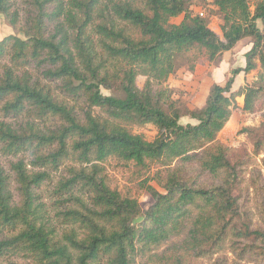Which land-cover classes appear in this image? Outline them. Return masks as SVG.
Masks as SVG:
<instances>
[{"label":"trees","instance_id":"1","mask_svg":"<svg viewBox=\"0 0 264 264\" xmlns=\"http://www.w3.org/2000/svg\"><path fill=\"white\" fill-rule=\"evenodd\" d=\"M210 2L221 36L191 0H0V264H264V174L217 142L236 97L264 109V0ZM244 38L245 65L201 107L174 97L180 67L219 63ZM147 125L151 140L131 129ZM242 133L264 149V119ZM112 158L160 166L164 192L144 178L142 209L109 185Z\"/></svg>","mask_w":264,"mask_h":264},{"label":"rangeland","instance_id":"2","mask_svg":"<svg viewBox=\"0 0 264 264\" xmlns=\"http://www.w3.org/2000/svg\"><path fill=\"white\" fill-rule=\"evenodd\" d=\"M251 6L255 0H249ZM21 7V4L19 5ZM190 12H202L208 20L209 27L221 36V19L214 5L210 0H191L189 8ZM183 18L180 15L173 20L178 22ZM12 33L11 27L5 22L4 18L0 16V39ZM252 47V40L244 38L240 40L235 47L225 52L219 63H208L206 61H199L195 71L190 72L186 67H180L172 78L170 85L174 87V97L180 100L185 106L201 107L206 99L208 91L213 83H224L227 81V72L229 70L242 67L245 65V53ZM259 72V64L257 68L249 73L240 72L234 77L232 90H237L239 86L250 84L254 81ZM144 82L143 76L137 77V84L142 86ZM103 94H111L112 92L106 89H101ZM237 108L233 111V115L218 134L217 142L230 148L234 153H247L249 169H261L264 174V164L262 158L264 157V149L260 150L258 154L253 152V145L246 134L242 133L244 127L258 126L264 119L263 111L257 110L254 113H246L241 110L243 105V96L236 97ZM181 124L196 123L195 120L189 117H182ZM134 133H140L146 139L154 138L156 132L151 125L143 127H131ZM105 172L108 178L109 185L112 188L118 189L123 195H129L136 198L142 209L147 208L152 204V190L164 192L166 181V172L161 170L158 165H152L150 171H137L135 168L125 166L117 159H109L105 165ZM150 178L149 186L152 189H142L140 182L144 178ZM166 244L163 246L165 247ZM162 247V248H163ZM161 248V249H162ZM208 264V261L204 260Z\"/></svg>","mask_w":264,"mask_h":264}]
</instances>
